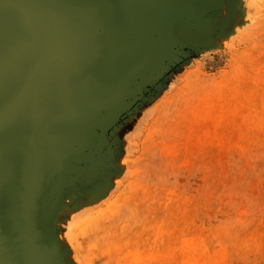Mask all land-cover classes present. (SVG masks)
Segmentation results:
<instances>
[{
	"label": "rangeland",
	"instance_id": "obj_1",
	"mask_svg": "<svg viewBox=\"0 0 264 264\" xmlns=\"http://www.w3.org/2000/svg\"><path fill=\"white\" fill-rule=\"evenodd\" d=\"M123 1L90 32L86 100L59 98L38 147L41 264H264V0ZM7 45L0 26V103L16 92ZM70 183L88 220L76 255L56 228Z\"/></svg>",
	"mask_w": 264,
	"mask_h": 264
},
{
	"label": "water",
	"instance_id": "obj_2",
	"mask_svg": "<svg viewBox=\"0 0 264 264\" xmlns=\"http://www.w3.org/2000/svg\"><path fill=\"white\" fill-rule=\"evenodd\" d=\"M114 1L115 9L125 4ZM107 4L99 0L94 8L76 10L70 0H0V26L16 38V47L6 48L15 61L8 83L16 92L0 103V224L6 227L0 264H41L31 230L29 177L58 99L71 91L86 100L85 48L90 32L105 23ZM49 35L53 49L46 52Z\"/></svg>",
	"mask_w": 264,
	"mask_h": 264
},
{
	"label": "bare ground",
	"instance_id": "obj_3",
	"mask_svg": "<svg viewBox=\"0 0 264 264\" xmlns=\"http://www.w3.org/2000/svg\"><path fill=\"white\" fill-rule=\"evenodd\" d=\"M77 183H70L66 187V191L64 192V202L59 207L58 216L56 219V228L59 231V239L63 244V251L67 250L68 244L66 241H69L70 247L75 248L76 255L77 251H79L80 247H82V242L86 236V232L88 231L87 222L84 214L86 209H82V205L86 204V199L84 197L78 198V191L81 192L82 186H78ZM76 200V201H75ZM1 204V200H0ZM3 227L0 224V235H3ZM0 236V244L2 243V237ZM66 240V241H65ZM86 249V253L84 258L91 263V250L90 248L83 246ZM99 256H103V253H100ZM66 259H69V256L66 255ZM72 259H70L71 261ZM7 262V259H6ZM7 264H12L8 260Z\"/></svg>",
	"mask_w": 264,
	"mask_h": 264
}]
</instances>
